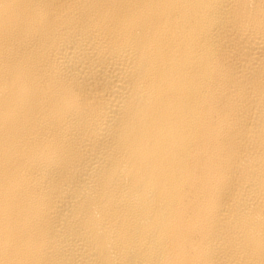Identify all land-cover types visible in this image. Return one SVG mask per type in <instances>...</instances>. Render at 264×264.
<instances>
[{
  "label": "bare ground",
  "instance_id": "bare-ground-1",
  "mask_svg": "<svg viewBox=\"0 0 264 264\" xmlns=\"http://www.w3.org/2000/svg\"><path fill=\"white\" fill-rule=\"evenodd\" d=\"M0 264H264V0H0Z\"/></svg>",
  "mask_w": 264,
  "mask_h": 264
}]
</instances>
